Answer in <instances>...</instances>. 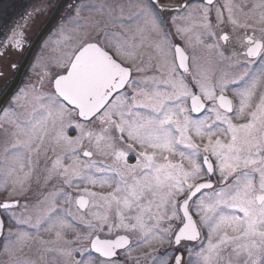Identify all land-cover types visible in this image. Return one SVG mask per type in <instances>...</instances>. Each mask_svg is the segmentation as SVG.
I'll use <instances>...</instances> for the list:
<instances>
[{"label": "snow or ice", "instance_id": "6c2138e0", "mask_svg": "<svg viewBox=\"0 0 264 264\" xmlns=\"http://www.w3.org/2000/svg\"><path fill=\"white\" fill-rule=\"evenodd\" d=\"M70 7L79 43L61 70L38 54L28 83L0 102L6 264H37V245L53 264H264V0H126L118 17ZM221 25L243 29L230 54ZM23 35L13 28L0 55L23 51ZM41 157L39 197L12 198L31 190Z\"/></svg>", "mask_w": 264, "mask_h": 264}, {"label": "flooded vegetation", "instance_id": "af4514ba", "mask_svg": "<svg viewBox=\"0 0 264 264\" xmlns=\"http://www.w3.org/2000/svg\"><path fill=\"white\" fill-rule=\"evenodd\" d=\"M59 1L60 0H11V1L6 0L2 4H0V41H3L6 38V36L10 35L11 30L13 28H16L17 25L22 26V31L24 34L23 35V40H24L23 51H16V50L12 49L11 47H9L3 51L2 55H0V72L4 73V75L2 77H0V96L5 91V84L8 81H10L15 75V71H13L12 65L16 64L17 66H20L21 61L24 58L30 44L35 39V37H36L38 31L41 29V27L46 23V21L49 19V17L53 14V12L55 11ZM77 2H78V0H64L62 2L61 6L59 7V9L57 10V12L54 16L52 24L50 25V27L48 28L45 35L39 40V42L35 46L34 50L32 51V53L29 57V60H28L25 68L23 69V71L21 73V77H20V80H19L16 88L10 94V96L5 100L3 105H7L11 100V95L14 94L15 91L18 90L22 86L31 65L35 61L39 52H41V49H42L44 42L46 40H48L46 38L50 37L51 35H53L55 38H57L58 41L53 40L52 43H49L47 49L43 53V57H44L45 61L50 60V62H54L56 64L58 63V61L60 59L55 60V56H53L50 59L49 55L45 56L44 54L49 49H52V47L56 48V47L61 46L65 43L64 39L61 37L60 33H57V32H59V30L56 31V29L64 21H68L66 31L63 30L65 35H68V32L70 31V29H72L71 24H70V20H71V17L74 15V11L70 6L77 3ZM84 2L91 3V4L109 5V2L106 0H84ZM117 2H118V0H115V3H111L110 6H111L112 11H114L115 8L117 7ZM162 2L167 4V5H170L173 8H177V7H180L183 4H185L186 0H178V2H173V0H162ZM187 2H192V0H187ZM241 2H242V0H234V3H237V4H239ZM217 3L221 7L223 6V0H217ZM37 5H39L42 8V10L37 15H35L32 19L28 20L27 25L24 26L25 25V20H24L25 14L27 12L31 11L33 9V7H35ZM84 15L88 16L90 14L84 13ZM92 15L94 18V14H92ZM169 15H171V14H166V19ZM226 16H227V13H225V17ZM240 19L242 20L243 18L240 17ZM211 20H212L213 24L216 23L215 11L212 12ZM169 28H170V25H169ZM221 28H223V30L225 32H228L231 36V46L226 50V54H230L232 48H238L237 37L243 33V29H238L235 33H233L231 30V26L221 25ZM78 43H76V44H78ZM177 43H179V42H177ZM70 50L71 49L67 50L66 53H68ZM59 57H61V56H59ZM53 67L58 68L57 65H54ZM60 70L61 69L58 68V71H60ZM130 162H134V161H130ZM0 203H2V202H0ZM0 215H1L2 219L4 220L2 214H0ZM4 222H5V220H4ZM5 224H6V222H5ZM0 241H1V239H0ZM168 250H169V247H168Z\"/></svg>", "mask_w": 264, "mask_h": 264}, {"label": "rangeland", "instance_id": "374dc122", "mask_svg": "<svg viewBox=\"0 0 264 264\" xmlns=\"http://www.w3.org/2000/svg\"><path fill=\"white\" fill-rule=\"evenodd\" d=\"M11 1V0H10ZM109 2V5H111V3H115V0H106ZM118 0L117 2V5L121 4V3H125L126 0ZM173 2H178V0H173ZM234 2V0H233ZM225 3V0H223V4ZM113 15L118 17L119 16V9L118 7L115 8L114 11H112ZM94 19L95 20H99L101 22H103V17L101 16H97V15H94ZM216 21V20H215ZM187 22L186 21H183V20H177V24L179 25H185ZM67 25H68V21H64L57 29L56 31H58L60 28H63V30L66 31L67 29ZM170 25V28H172V25L171 23H169ZM72 29H70V31L68 32V35H65L64 37H62L64 39V44L61 45V46H58V47H52V49H49L47 52H45V56L49 55L50 56V59L55 56V60L57 59H61L67 52V50L71 49V46L73 44H76L79 42V38H78V34H77V31L74 29L73 26H71ZM199 29H197L198 31ZM55 31V32H56ZM218 33H219V29L217 30ZM59 33V32H57ZM43 46H42V49H41V52H39V54H42L44 53V51L47 49L49 43H52L53 40H57V38H55L53 35H51L50 37H47ZM192 39L193 41L195 40V34L192 33ZM58 41V40H57ZM177 42L180 43L179 40H177ZM204 55V59L205 60H213L212 57H210L207 52L205 51L203 53ZM61 56V57H59ZM48 63V66H49V69L50 71H52L53 73L54 72H57L58 71V68L56 67H53L54 65H57L56 63L54 62H50L49 61H46ZM213 68H216V64L213 62L212 65H211ZM220 70H224L223 69V66H221L219 69H217V71L219 72ZM31 76V73L30 71H28L26 77H25V80L22 84V86H24L26 83H28L29 81V77ZM21 86V87H22ZM69 135H75V132L74 131H70L69 132ZM46 176V172H45V161L43 159V157H41L37 163V166L36 168L34 169V173L32 175V178H31V190L27 193H24V194H19L17 195L16 197H12L14 199H19L21 202L24 201V197L27 196L29 200H35L39 197V193L43 190V184H44V178ZM54 181H50L49 183H53ZM95 191L97 192H102V191H107V189H100V188H96L94 189ZM7 199H10V197L7 195L6 192L4 191H0V202H4L5 200ZM3 218L6 222L5 224V229L3 231V236H7L8 235V228H9V225H8V221H7V217L5 215H3ZM205 235L207 234L206 231L204 233ZM69 238H72L71 235L69 236ZM43 239L45 240H49V239H52V237H50L49 235L47 234H44L43 235ZM0 243H2V239L0 241ZM39 247V245H37L36 247H34L32 249L31 252H28V256L30 259L34 260L37 262V264H53V260H52V256L54 254L52 253H44L42 250H37V248ZM168 245L165 244V245H162V246H156L155 248V253L156 255H160L162 253H164L165 251H168ZM170 250V249H169ZM28 250L26 249V252ZM149 251L148 249H142V250H136L133 255H139L141 256V258H143V255L145 252ZM43 257V259H42ZM6 260L7 258L0 255V264H6Z\"/></svg>", "mask_w": 264, "mask_h": 264}, {"label": "water", "instance_id": "95a60500", "mask_svg": "<svg viewBox=\"0 0 264 264\" xmlns=\"http://www.w3.org/2000/svg\"><path fill=\"white\" fill-rule=\"evenodd\" d=\"M5 0H0V4L2 2H4ZM64 0H60L55 11L53 12V14L49 17V19L46 21V23L41 27V29L38 31L35 39L33 40V42L30 44L24 58L22 59L21 61V64L20 66L17 67V70L15 71V75L14 77L10 80L14 83L15 87L12 89V92L14 91V89L16 88L19 80H20V77H21V73L23 71V69L25 68L28 60H29V57L32 53V51L34 50L35 46L37 45V43L39 42V40L45 35V33L47 32L48 28L50 27V25L52 24V21L54 19V16L57 12V10L59 9V7L61 6L62 2ZM10 96V94L6 95L5 94V91L2 93V95L0 96V102H2V104L5 102V100ZM0 219H1V216H0Z\"/></svg>", "mask_w": 264, "mask_h": 264}]
</instances>
